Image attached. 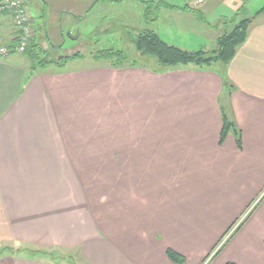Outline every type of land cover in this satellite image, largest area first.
<instances>
[{
	"label": "crops",
	"instance_id": "obj_1",
	"mask_svg": "<svg viewBox=\"0 0 264 264\" xmlns=\"http://www.w3.org/2000/svg\"><path fill=\"white\" fill-rule=\"evenodd\" d=\"M256 1L227 65L81 57L34 68L26 53L0 55V264H62L43 248L87 264H264V0ZM160 13L189 28L196 40L177 44L188 51L217 46L212 32L226 23L225 14ZM0 39L18 42L8 12ZM224 112L240 139L232 131L220 140Z\"/></svg>",
	"mask_w": 264,
	"mask_h": 264
},
{
	"label": "rangeland",
	"instance_id": "obj_2",
	"mask_svg": "<svg viewBox=\"0 0 264 264\" xmlns=\"http://www.w3.org/2000/svg\"><path fill=\"white\" fill-rule=\"evenodd\" d=\"M85 1L26 0V6L31 16L29 19L31 32L28 33L31 40L22 53H26L29 57H31V52L37 53L38 59L36 61H52L57 62L55 65H58L59 62H63V58L81 52L84 63L87 64L98 50L113 48L122 50L128 58L136 59L138 57V63L154 68L158 66H156V60L154 58H141L131 42L137 33L148 29L153 30L161 35L164 41L176 44V46L180 43L196 40L190 38L188 33L190 30L185 26L186 24H183L184 22L178 23L175 18H171L175 17L174 13L173 16H171L172 14L166 16L160 13L164 8L158 10L153 7L157 4L156 2L166 1L178 7L188 6L203 14L204 3L209 2L208 5L211 7L204 14L207 20H215L219 14L226 15L225 25L223 22L221 29L212 32V34L216 33L219 36L231 29L229 19L238 18L237 21H240L245 17H251L259 5H262L256 0H206L205 2L200 0H100V6H93L94 0ZM148 10L154 13L151 17L149 12L147 13ZM9 14L14 22V14L12 12ZM73 14H78L82 19H74ZM200 41L197 38L196 42L200 43ZM31 45L34 46V49L29 51L28 48ZM207 46L209 50L205 52H211L213 51L211 49L217 47L215 44L211 45L210 42ZM194 47L197 49L200 46ZM128 62L131 61L128 60ZM215 64L219 66L223 63ZM35 247L25 245L21 249L24 251L30 249L29 251L36 253L37 251L33 249L39 247ZM70 252L64 248L55 249L54 252L51 248H43L42 250V253L49 255V257L46 256L47 258L55 261L61 260L62 264H87L85 258L80 257L79 254H70ZM55 256L58 259H55Z\"/></svg>",
	"mask_w": 264,
	"mask_h": 264
},
{
	"label": "trees",
	"instance_id": "obj_3",
	"mask_svg": "<svg viewBox=\"0 0 264 264\" xmlns=\"http://www.w3.org/2000/svg\"><path fill=\"white\" fill-rule=\"evenodd\" d=\"M153 2V1H152ZM153 7H156L158 10L162 8H178L181 10H188L194 13V15L200 20H206L205 15L196 10L194 8H190L188 6L178 7L169 2H156ZM264 10V7L261 8L257 13H261ZM149 12V16L151 17L154 13L153 11ZM237 19H229L228 22L231 24V29L226 31L224 34L219 36L217 40V48L211 52H205L203 50L198 51H188L177 47L175 45L169 44L164 41L159 34H157L153 30H144L136 34L133 37L131 42L135 46L136 52L140 54V56L147 58H154L156 62L161 67H174L177 65H187V64H196V65H213L215 63H223L225 65L229 64V62L233 59L236 54L237 48L247 39L249 26L253 20V17L244 18L240 21ZM34 45V44H33ZM34 46L31 45L28 50H32ZM36 49V48H35ZM30 54V53H29ZM31 62L34 68L38 67H47L49 65L55 64L57 62L40 60L38 59L37 53L31 52ZM81 58L83 54L81 52H77L72 56H67L63 58V62H59L58 65H62L65 62L71 60V58ZM94 60H109L113 64L121 63L128 59L125 53L122 50H115L113 48L109 49H101L98 50L93 55ZM224 125L221 132L220 140H224L229 132H234L236 136L240 139V130L238 129L234 120L230 118V116L224 112L223 115ZM232 227V226H231ZM231 228H229L230 230ZM228 230V231H229ZM228 233V232H227ZM168 255L171 259L176 262H183L184 257L179 255L178 253L168 250Z\"/></svg>",
	"mask_w": 264,
	"mask_h": 264
},
{
	"label": "built area",
	"instance_id": "obj_4",
	"mask_svg": "<svg viewBox=\"0 0 264 264\" xmlns=\"http://www.w3.org/2000/svg\"><path fill=\"white\" fill-rule=\"evenodd\" d=\"M9 12L14 14V24L18 32V42L15 45H7L0 39V55L10 52L22 53L26 50L31 36L29 19L31 16L26 6V0H0V13Z\"/></svg>",
	"mask_w": 264,
	"mask_h": 264
}]
</instances>
